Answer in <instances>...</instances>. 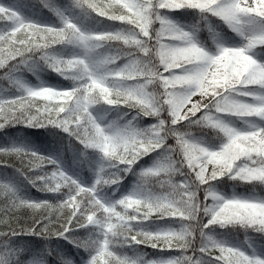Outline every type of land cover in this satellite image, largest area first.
Wrapping results in <instances>:
<instances>
[{"label":"snow or ice","instance_id":"6c2138e0","mask_svg":"<svg viewBox=\"0 0 264 264\" xmlns=\"http://www.w3.org/2000/svg\"><path fill=\"white\" fill-rule=\"evenodd\" d=\"M0 264H264V0H0Z\"/></svg>","mask_w":264,"mask_h":264},{"label":"trees","instance_id":"16d2710c","mask_svg":"<svg viewBox=\"0 0 264 264\" xmlns=\"http://www.w3.org/2000/svg\"><path fill=\"white\" fill-rule=\"evenodd\" d=\"M4 2L7 3V2H9V0H4ZM22 2L25 3V4H38L39 0H22ZM102 2H107V0H102ZM65 156L67 158H69V160H70V156H71L70 153H65ZM33 192H34V190H33ZM34 194L39 195L38 193H35V192H34ZM141 250H144L142 246H141ZM147 251H152V250L151 249H147ZM127 254L128 255H133L134 253L128 252Z\"/></svg>","mask_w":264,"mask_h":264},{"label":"rangeland","instance_id":"374dc122","mask_svg":"<svg viewBox=\"0 0 264 264\" xmlns=\"http://www.w3.org/2000/svg\"><path fill=\"white\" fill-rule=\"evenodd\" d=\"M243 187V186H242Z\"/></svg>","mask_w":264,"mask_h":264}]
</instances>
